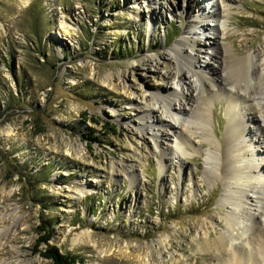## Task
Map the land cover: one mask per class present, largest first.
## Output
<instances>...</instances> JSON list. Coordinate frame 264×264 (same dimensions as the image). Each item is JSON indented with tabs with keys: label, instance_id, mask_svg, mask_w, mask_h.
<instances>
[{
	"label": "rangeland",
	"instance_id": "rangeland-1",
	"mask_svg": "<svg viewBox=\"0 0 264 264\" xmlns=\"http://www.w3.org/2000/svg\"><path fill=\"white\" fill-rule=\"evenodd\" d=\"M214 2L196 0L215 12ZM219 3L229 16L217 30L213 60L228 64L217 70L231 80L240 70L231 68L233 59L242 66L250 51L264 58V0ZM189 6L190 0H0V229L10 231L2 235L0 262L51 264L33 251L45 225L53 234L40 250L55 245L83 264L218 263L226 96L205 105L220 151L214 173L204 169L208 145L201 136H190L192 146L179 156L166 140L155 147L138 128L160 91L175 96L176 109L186 106L187 93L176 94L180 64L166 53L183 34L195 36L192 20L203 21ZM205 28L197 29L193 52L212 65L203 53L217 26ZM248 116L246 110L253 128ZM162 152L167 160L159 165Z\"/></svg>",
	"mask_w": 264,
	"mask_h": 264
},
{
	"label": "bare ground",
	"instance_id": "bare-ground-1",
	"mask_svg": "<svg viewBox=\"0 0 264 264\" xmlns=\"http://www.w3.org/2000/svg\"><path fill=\"white\" fill-rule=\"evenodd\" d=\"M214 1L215 12L211 9L207 10L208 5L206 4L198 7L196 0L195 2L193 0L195 4L190 0L189 10L197 19L203 20V23L192 20L188 27L192 29L195 36L183 34L170 48L171 51L166 53L169 57L171 55L175 57L180 64L175 80L179 87L176 94H181L184 98L187 93L186 106H179L176 109V106H173L175 96L160 91L159 94L154 95L155 102L152 103L148 112L139 117L140 125L137 126L148 134L155 147L162 145L161 140H166L168 145L165 148H170L172 154L178 153L179 156L185 153L186 145L192 146L190 136H201L208 145L204 169L214 173L218 169L215 150H218V154L220 151L207 128L205 105L209 103L210 99H213L212 96L219 94L226 96L229 120L227 130H229L227 142L225 141V167L219 168L223 178V191L218 198L219 205L225 208V226L217 235L218 242L215 250L221 253L217 264H261L254 250L260 252L257 253L264 261V172L262 173V161L264 160V58H259L257 51H250L244 56L242 66H238L240 58L231 61L233 62L232 69L233 66L240 68V70L234 68V70H238L235 72L234 78L231 80L221 78L220 69H217L221 67L224 70L228 64L224 67L217 63L216 59L213 60L216 53L215 41L218 37L219 26L220 28L226 26L225 21L228 19L229 11L225 5L219 3V0ZM195 5L197 6L193 9ZM204 15L212 17L213 23H204ZM212 24L217 26L212 32L209 31L212 35L209 38L210 41L212 39L213 46L206 47L203 53L205 58L216 62V64L212 62L211 65L206 59L201 60V57L193 52V47L199 43L198 37H196L199 34L197 29L204 30L205 26ZM218 42L217 44H219ZM181 60L184 61L183 64H181ZM205 68L209 69V76H207ZM237 72L239 73L236 74ZM240 80H243L244 84ZM226 83H230L228 88H226ZM243 105H246V109L243 108ZM159 108L161 110L158 115L150 114L151 111ZM246 110L251 113L248 120L253 123V128H250L245 120ZM146 114H149L148 118H146ZM237 121H241L244 128H239ZM157 160L159 165H164L167 158L162 152ZM162 169V166H159V170ZM133 171H129L131 181L135 178ZM8 233L0 229V246L4 237L2 235ZM7 237L6 239H8ZM0 264H11V260H2Z\"/></svg>",
	"mask_w": 264,
	"mask_h": 264
},
{
	"label": "trees",
	"instance_id": "trees-1",
	"mask_svg": "<svg viewBox=\"0 0 264 264\" xmlns=\"http://www.w3.org/2000/svg\"><path fill=\"white\" fill-rule=\"evenodd\" d=\"M98 121V120H96ZM108 122L104 124V127H107ZM110 130H114V127H108ZM91 139H93V136H90ZM38 238L36 240V243L33 246L34 252H39L43 257L50 259L51 264H75L77 262H80L83 264L82 257H79L76 254H70V253H63L61 252L55 245H47L44 250H40L39 245L42 243L49 244V240L52 237L53 230L51 227H47L45 225H40L38 227Z\"/></svg>",
	"mask_w": 264,
	"mask_h": 264
}]
</instances>
